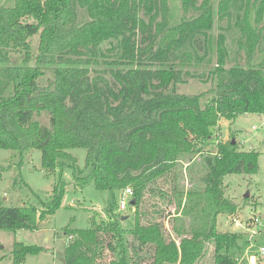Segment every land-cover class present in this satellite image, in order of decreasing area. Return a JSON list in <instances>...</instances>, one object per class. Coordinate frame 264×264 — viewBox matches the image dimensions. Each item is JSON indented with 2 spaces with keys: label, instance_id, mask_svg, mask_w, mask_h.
<instances>
[{
  "label": "trees",
  "instance_id": "trees-1",
  "mask_svg": "<svg viewBox=\"0 0 264 264\" xmlns=\"http://www.w3.org/2000/svg\"><path fill=\"white\" fill-rule=\"evenodd\" d=\"M77 8L85 9L87 21L78 22ZM178 8L190 15L175 19L170 0L0 2V149H38L41 167L58 171L49 199L0 205V228L37 229L38 221L60 208L67 188L62 171L70 167L83 181L80 187L92 183L110 197L107 221L65 230V264H199L209 243L212 264H235L229 250L239 237L216 226L219 214L237 209L224 195L223 177L254 173L256 151L216 141L214 154L204 158L202 189L173 186V197L160 192L175 203V212L165 217L173 235L166 232L161 207L148 209L144 198L180 160L191 163L198 142L212 137L220 118L264 113V0H217L218 18L234 9L239 31L242 63L229 67L224 34L210 33L213 0H179ZM105 42L117 57L92 75L90 66ZM201 50L214 60L209 100L205 93L176 91ZM11 55L21 63H12ZM42 111L49 114L48 125L35 119ZM77 147L86 150L83 169L69 152ZM83 170L86 175L78 177ZM125 187L132 189L130 228L120 225L124 215L116 209V192ZM40 251L15 242L12 264Z\"/></svg>",
  "mask_w": 264,
  "mask_h": 264
},
{
  "label": "rangeland",
  "instance_id": "rangeland-1",
  "mask_svg": "<svg viewBox=\"0 0 264 264\" xmlns=\"http://www.w3.org/2000/svg\"><path fill=\"white\" fill-rule=\"evenodd\" d=\"M0 2L6 4L8 0H0ZM170 2L175 12V19L185 16L178 8L179 0H170ZM216 2L217 0H213L214 15L210 33L224 34L228 52L226 67L235 63L241 64L242 60L237 54L236 42L239 31L234 25L235 10H230L225 17L219 19L216 14ZM77 14L79 23L88 20L85 9L77 8ZM30 44L29 64L33 65L37 54L38 35L30 38ZM111 47L112 45L107 42L102 44L96 58L97 63L90 66L92 75L101 72L103 68L110 66L109 62L116 59L117 54L114 51L116 49L112 50ZM19 59V56L11 55L10 61L19 64L21 63ZM213 63V57L202 50L197 55H193L192 61L185 68L183 81L176 85V91L189 95L205 93L206 99L209 100L212 97L209 92L212 82L208 78V73L213 69ZM40 81H43V78ZM35 119L39 123L48 125L49 114L42 111L35 115ZM232 139L235 140L239 150L257 152V169L250 174L233 173L223 177L224 195L236 205L237 209L233 213L218 215L217 230L239 237L237 244L229 250L235 264H251L252 255L256 258L255 264H264V254L259 253V248L264 246V113H244L231 120L220 118L212 137L208 141L198 142L196 148L200 151L192 154L191 163L187 162V159H182L166 175L157 178L150 185L154 186V191L147 192L144 200L148 209L161 207L166 232L173 235L165 217L175 212V203L173 200H165L160 196V192L173 197V186H177L181 191L202 189L201 178L206 172L205 156L214 154L217 149L216 141L224 143ZM69 152L76 158L77 166L83 169L86 150L77 147ZM0 168L4 169L0 179V205L5 206L38 205V198L44 201L49 199L58 175L57 170L48 172L41 167V152L38 149H27L21 153L0 149ZM84 175H86L85 170L78 173L80 178ZM62 178L67 182V188L61 206L54 214L38 221L37 229L13 231L0 228V257L3 255L0 264H12L11 251L15 242L42 247L39 253L27 255L24 264H65V247L70 238L65 230L88 228L91 221H107L106 208L110 197L108 191L97 190L92 183L80 187L79 182L83 181L73 177L70 167L63 169ZM121 191L116 192L117 203ZM116 209L127 216L126 219L121 220L120 225L125 228L132 227L133 209L128 206L123 210H118V206ZM151 214L154 216L155 213ZM255 218L258 219L257 223L254 221ZM234 219L239 224H235ZM207 248L199 264H212L213 245L209 243Z\"/></svg>",
  "mask_w": 264,
  "mask_h": 264
},
{
  "label": "built area",
  "instance_id": "built-area-1",
  "mask_svg": "<svg viewBox=\"0 0 264 264\" xmlns=\"http://www.w3.org/2000/svg\"><path fill=\"white\" fill-rule=\"evenodd\" d=\"M131 195H132V189L130 187H125L124 189H122L121 193L118 196V203H117L118 210L126 209V207L128 206V202L131 199ZM254 221L257 223L258 219L255 218ZM234 223L239 224V222L235 219H234ZM259 253L264 254V246H261L259 248ZM255 262H256V258L252 255L251 264H255Z\"/></svg>",
  "mask_w": 264,
  "mask_h": 264
},
{
  "label": "water",
  "instance_id": "water-1",
  "mask_svg": "<svg viewBox=\"0 0 264 264\" xmlns=\"http://www.w3.org/2000/svg\"><path fill=\"white\" fill-rule=\"evenodd\" d=\"M231 143L234 144V143H235V140L232 139V140H231ZM246 196H248V194H246ZM126 218H127V216L124 215V216L121 217V220H124V219H126Z\"/></svg>",
  "mask_w": 264,
  "mask_h": 264
},
{
  "label": "crops",
  "instance_id": "crops-1",
  "mask_svg": "<svg viewBox=\"0 0 264 264\" xmlns=\"http://www.w3.org/2000/svg\"><path fill=\"white\" fill-rule=\"evenodd\" d=\"M2 257H3V255L0 258H2Z\"/></svg>",
  "mask_w": 264,
  "mask_h": 264
}]
</instances>
